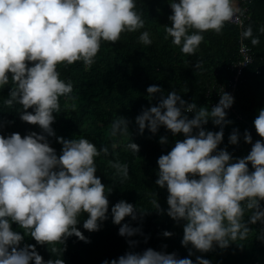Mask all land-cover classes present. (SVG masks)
<instances>
[{
	"label": "clouds",
	"instance_id": "9594fccd",
	"mask_svg": "<svg viewBox=\"0 0 264 264\" xmlns=\"http://www.w3.org/2000/svg\"><path fill=\"white\" fill-rule=\"evenodd\" d=\"M168 5L171 26L165 25L164 39L171 38L187 56L197 55L204 33L220 35L226 23L239 19L237 13L243 15L235 0H169ZM144 28L136 0H0V89L9 87L6 106H21L20 121L40 130L23 136L0 132V264H65L63 258L45 260L37 246H52L56 253L55 245H63L64 252L73 236L91 243L78 227L85 214L82 227L89 233L100 231L110 215L129 246L125 254L101 264H212L196 253L217 248L223 252L233 244L243 251V242L253 235L264 244V107L253 120L260 139L253 142L248 129L241 134L233 128L229 134L228 145L239 147L241 139L251 145L246 155L237 157L235 148L230 152L220 147L225 127L233 123L227 118L234 104L231 94L223 91L209 108L186 101L175 89L165 95L160 86L147 88L155 103L150 101L151 106L135 117L138 134L147 129L154 136L163 127L172 137H184L175 139L171 150L157 159L155 185L166 189L167 208L161 206L157 191L150 200L157 215L182 226L181 246L188 250L184 258L165 251L167 245L160 251H134L140 241L132 237L141 236L145 243L150 238L142 222L152 211L124 199L110 208L115 186L102 183L96 164L97 157L110 155L109 149H98L83 137L56 135L54 114L61 113L60 98L74 99L73 83L61 79L58 67L82 63L90 69L102 43L115 45L127 33L139 32L138 42L150 46L153 40L149 31H141ZM257 31L264 35V25ZM260 35H254L251 24L241 32L253 46L260 44ZM194 70L205 71L199 58ZM209 121L219 130H208ZM130 123L118 116L110 124L111 135L127 136ZM4 127L0 123V129ZM50 138L61 145L59 153ZM158 142L168 145V135ZM127 147L138 156V144L131 140ZM108 164L121 184L129 179L127 163ZM257 224L258 229L253 227ZM26 235L35 244L25 243ZM161 235L171 238L175 233L164 230Z\"/></svg>",
	"mask_w": 264,
	"mask_h": 264
},
{
	"label": "trees",
	"instance_id": "16d2710c",
	"mask_svg": "<svg viewBox=\"0 0 264 264\" xmlns=\"http://www.w3.org/2000/svg\"><path fill=\"white\" fill-rule=\"evenodd\" d=\"M246 1L249 3L247 7L250 20L246 22L245 27L251 24L254 35H260L257 30L260 25H264V0ZM168 2L169 0H136L145 20V28L141 31H149L153 40L150 46L138 42L139 32L127 33L123 34L115 45L102 43L96 63L90 69H85L82 63H75L67 68L58 67L61 79L73 83L74 99L60 98L61 113L54 114L56 122L53 128L57 136L66 139L83 137L94 143L98 149L101 147L109 149L110 155L105 157L102 154L97 157L96 164L97 175L102 183L115 186L109 196L110 208L124 199L140 209L152 211L142 222L143 232L150 238L145 243L141 236L132 237L131 239L140 241L134 251L142 252L149 247L160 251L162 245H167L165 251L168 253L175 251L178 257L184 258L187 257L188 250L181 246L182 226H176L166 215H157L150 203L152 194L157 191L161 206L167 208L166 189H159L155 185L157 159L161 154H167L171 150L175 139L182 140L184 137L182 135L172 137L163 127L154 136L147 129L143 135H139L135 117L140 114L142 108L155 103L147 94V88L151 85L162 87L165 95L175 89L186 101L210 107L211 103L216 101L217 85L226 84L229 77L227 67L236 59L238 34L234 27L226 23L220 35L211 31L204 33V42L201 43L196 56L184 55L178 47L172 45L171 38L164 39L165 25L171 26L168 20V16L171 15ZM244 41L252 49L253 62L244 70L242 82L238 85L235 95L237 102L234 107L236 112L228 114L227 117L233 123L225 127L224 141L220 146H227L230 152L235 148L233 154L237 157L246 155L251 145L245 144L242 139L239 147L228 145L229 134L233 128H238L241 134L248 129L253 142L260 139L255 132L253 120L258 110L264 107V35H260L258 46H253L248 39ZM198 58L204 62L203 73L194 70ZM8 91L7 86L0 89V123L5 125L0 132L4 135L18 132L22 136L29 131L39 132L37 126L20 121L18 116V112L22 110L20 105L12 107L5 105ZM118 116L125 117L131 122L127 136L111 135L110 124ZM206 127L212 131L219 130L211 121ZM162 135H168V145L159 144L158 140ZM50 140L51 146L59 153L61 145L52 138ZM131 140L140 146L138 156H134L127 147ZM109 160L127 163L129 179L121 184L114 176L115 170L109 166ZM86 218L87 214L80 217L78 227L91 243H84L73 236L66 242V251L63 252V245H55L58 249L56 253H52V246L49 248L37 246L44 259L63 258L65 264H101L103 260L117 258L129 250L126 239L118 235L119 226L112 223L110 215L101 230L93 233L82 227ZM125 222L131 223L133 227L139 226L130 218H126ZM253 227L258 229L260 225ZM15 230L23 231L20 228ZM164 230L172 231L175 235L164 238L161 235ZM25 243L35 244V241L26 235ZM243 243L245 244L243 251L233 244L223 252L217 248L213 252L196 255H203L204 258L210 259L212 264H264V244L257 241L254 235ZM191 258L195 261V256Z\"/></svg>",
	"mask_w": 264,
	"mask_h": 264
},
{
	"label": "built area",
	"instance_id": "2783aa9c",
	"mask_svg": "<svg viewBox=\"0 0 264 264\" xmlns=\"http://www.w3.org/2000/svg\"><path fill=\"white\" fill-rule=\"evenodd\" d=\"M236 6L242 10L243 15H240V13H237V16L239 19H234L231 22H228V24L232 27H234L237 31V43H238V49H237V55L236 59L231 62L227 70H229V77L227 79L226 84L223 86L217 85V89L215 90V98L216 101H213L211 103L210 107L218 103L219 101V94L223 91L231 94L234 97V104L231 107V109L227 110L228 114H235L236 111H234V107L236 104V92L238 85L242 82L243 73L244 70L253 62V56L252 51L245 43L244 39L241 38V32L243 31V28L245 27V23L250 19L248 14V7L247 4H249L246 0H235ZM241 21L243 22V26L241 25ZM209 107V108H210Z\"/></svg>",
	"mask_w": 264,
	"mask_h": 264
},
{
	"label": "crops",
	"instance_id": "0c3cea01",
	"mask_svg": "<svg viewBox=\"0 0 264 264\" xmlns=\"http://www.w3.org/2000/svg\"><path fill=\"white\" fill-rule=\"evenodd\" d=\"M224 83H225V82H224ZM207 94H209V92H208Z\"/></svg>",
	"mask_w": 264,
	"mask_h": 264
}]
</instances>
